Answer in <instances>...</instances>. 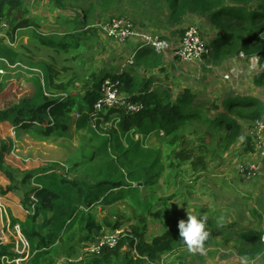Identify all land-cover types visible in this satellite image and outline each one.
I'll list each match as a JSON object with an SVG mask.
<instances>
[{
    "label": "trees",
    "instance_id": "16d2710c",
    "mask_svg": "<svg viewBox=\"0 0 264 264\" xmlns=\"http://www.w3.org/2000/svg\"><path fill=\"white\" fill-rule=\"evenodd\" d=\"M52 1L57 18H64L62 27L65 29L61 33L51 31L46 36L39 31L40 25L30 16V6L24 0H0V24L6 25V36L17 38L23 30L28 32L25 37L29 38L26 45L20 42L17 50L0 39V59L13 67L11 69L18 66L20 70L36 68L43 74L42 81L36 74L34 93L30 97L9 108L0 107V123H9L15 132L43 143L65 139L75 115V132L86 131L90 137L81 135L84 140L82 152L72 160L70 169L54 164L25 174L22 184L26 188L20 207L26 218L22 222L13 215L19 210L10 206L12 202L5 198L9 189L0 185L2 203L10 209V230L18 225L29 245L25 258L17 253L13 240L0 243V264H16V260H22L19 264H57L56 260L61 257L58 250L70 258L88 255L90 259L86 264H160L175 249L186 247L179 237L178 222L186 220L187 216L182 208L167 206L173 196L168 201L160 196L147 198L142 195V189L149 195L151 192L156 195L154 188L161 175L166 186L168 178L173 176L177 180L185 166L192 173L203 171L209 158L222 157L238 141L243 121L253 123L264 117V103L252 96H232L220 105L199 104L188 87L175 94L167 87L152 92L150 87L156 79L150 75L163 71V67L161 56L148 47L138 48L134 56L135 66L143 68L146 77L98 70L93 72L90 80L80 81L74 74L75 68L81 67L92 55L94 44L98 42L99 31L94 25L96 4L83 3V0ZM100 1L107 9L115 0ZM163 1L166 2L163 10L168 13V24L178 26L186 15H195L206 17L217 30L219 34L208 43V57L215 66L242 53L246 59L256 57L259 67L264 68V0ZM180 31L182 35L183 30ZM91 39L96 43L91 44ZM42 51L49 53L45 60L36 57ZM60 57L62 62H59ZM7 71L11 72L10 67L0 61V92L12 80L11 74L5 75ZM68 73L72 74L70 82L56 81L57 75ZM106 78L117 83V93L124 96L127 103L142 109L132 113L124 108H112L95 113L101 83ZM253 83L262 85L264 74L255 76ZM212 111L217 114L207 117ZM92 118L96 119L95 127L90 122ZM111 119L116 120V123L113 121L114 129H104L107 126L102 125ZM197 129H200V136ZM118 136L125 138L123 142ZM192 136L197 143H192ZM149 137L155 138L153 148L145 147ZM92 138L99 139L101 144L94 146ZM252 141L253 137H247L243 143L244 151L250 154L254 153ZM111 142L112 148H107ZM10 151V146L0 140V173L12 181L5 166V157ZM145 153L151 154V159ZM99 157H104L107 162L100 172L93 171L89 176L91 182L72 172L77 167H81V171L88 166L95 169L93 163ZM109 162L117 166L103 170ZM123 171L126 179L120 177ZM105 183L111 188L95 195L94 189ZM118 202L126 203L134 222L120 234L114 246L105 244L97 252H87L86 249L93 245V233L100 234L106 229L110 234L120 227L119 223L111 224L108 219L102 221L105 227L97 223L93 214L95 206ZM214 225L207 218L209 237L203 249L211 244ZM224 227L231 229L228 224ZM150 233L154 235L148 238ZM238 235L237 242L243 247V255L255 259L264 253L262 231L251 228ZM59 244L60 248H57ZM81 245L83 254L79 249ZM124 248L129 252L123 253ZM132 249L135 255L130 253Z\"/></svg>",
    "mask_w": 264,
    "mask_h": 264
},
{
    "label": "rangeland",
    "instance_id": "374dc122",
    "mask_svg": "<svg viewBox=\"0 0 264 264\" xmlns=\"http://www.w3.org/2000/svg\"><path fill=\"white\" fill-rule=\"evenodd\" d=\"M24 1L30 6V16L40 25L39 31L42 34L48 36L51 31L61 33L65 29L64 26V28L62 27L64 18H57V11H55L52 0ZM85 1H91L96 4L94 25L99 33L96 39L97 43L94 39H91V44L96 43V45L94 44L95 51H93L94 49L92 50V55L87 57L81 67L75 68L77 72L74 74L78 75L80 81L84 79L90 80L91 75L94 74L93 72L96 73L98 70H106L116 74L126 72L129 75L136 74L140 78L146 77L144 74L145 70L141 67H136L135 64L130 67L123 66L135 50V42L111 39L110 36H106L98 28L99 24L109 20L117 19L131 24L138 34L134 40H137L141 34L157 35L159 38L172 40L177 34H179V37L181 36L180 32L182 33V31L180 29L184 31L190 26L198 27V25L206 29L204 32L205 38H203L201 33L200 35L207 44L213 38H209V34L206 33H209V29L212 27L208 25L207 19H200L197 24L190 15H187L189 16V21L184 20L185 23L183 22L176 27L168 24L166 22L168 13L165 11L166 9L163 10L166 2L163 0H115L107 9L102 6L100 0H83V3ZM78 14H81V10H78ZM27 33V31H19L17 34L18 41H13L12 48L17 50L20 42L26 45L29 39L25 37ZM47 55H49L48 52L42 51L36 57L45 60ZM160 56L161 65L162 62L164 64L162 66L163 71L154 72L150 75L156 79L150 87L152 92L167 87L175 94L184 87H188L195 93L199 104L210 105L215 103L220 105L221 102L232 96H252L264 103V83L262 85L253 83L255 76L264 74V68L259 67L256 57L251 59L237 57L234 61L225 62L220 65L223 67L218 68V66L210 62L209 57L199 62H180L174 58L173 52L170 51L166 55ZM47 62H50V60H47ZM59 62H62L61 57ZM216 67L217 69L215 70ZM11 68L13 67L10 66L11 72L7 71L6 74L4 73L5 75L11 74L12 80L0 92V107L2 109L9 108L17 104L19 100L30 97L34 93L36 74H38L41 81L43 80V74L41 75L39 69L25 67L20 70L19 66L16 69ZM224 75H229V80H224ZM57 76L56 81L58 83L70 82L72 78L70 73ZM216 114L215 111H212L207 114V117L212 118ZM74 118L75 115H73L72 123L65 139H55L43 143L32 140L24 133L15 132L8 125L9 123H0V140L11 148L10 153L5 157V166L12 176V181H10L1 172L0 185L9 189V193L5 195V198L15 204L16 207L14 206V209L20 211L18 215L20 222L26 218L25 212L19 208L26 188L22 184L25 174L33 173L54 164L70 169L72 160H75L82 152L84 140L81 139V135L90 137L86 131L75 132L73 128ZM113 121L116 123L115 119H111L102 126H107L104 129L108 130L114 125ZM242 126L243 131L238 141L222 157L217 159L209 158L203 171L192 173L189 167L185 166L177 180H174L173 176L168 178L169 182L166 186L164 184L165 180L161 175L156 181L157 185L154 188L156 195H153L152 192L150 195L148 192L144 194V197L147 196V198L149 196H160L161 198H167V201L168 198L173 196V199L167 205L168 207L182 208L185 216H187V213L198 217L201 215L207 216L215 224L209 247L197 252H189L187 247L175 249L160 264H264V253L255 259L247 257L242 254L243 247L237 242L238 234L244 230L254 228L259 229L264 234V117L253 123L243 121ZM114 127L112 128L114 129ZM197 131L200 136V129H197ZM103 132L108 134L107 131ZM247 137H253V154L244 151L243 143ZM119 138L121 142L125 139L122 136ZM190 138L193 141L192 143H197L194 139L195 137L192 136ZM93 143L96 146L101 144V141L92 138L91 144ZM112 144L111 142L107 148H112ZM155 145L154 137H149L145 142V147L153 148ZM143 149L144 147L141 150ZM140 153L142 154V151ZM145 156L151 159V154L145 153ZM135 160H138V158ZM106 162L107 160L104 157H99L93 163L96 166L95 169L91 170V167L88 166L85 171H81V167H77L72 172L77 177L85 176V180L91 182L92 179L89 176L93 174L94 170L100 172ZM248 164L250 165L247 166ZM116 166V163L109 162L103 170ZM245 166L253 168V173L248 178L242 179L239 170ZM120 177L126 179L124 171L120 173ZM110 188V184H102L94 189V194L96 195ZM112 204L95 206L96 212L93 214L96 216L97 223L101 225H103L102 221L108 219L111 224L119 223L120 227L110 234L107 233L106 229H103L100 234L93 233L94 238L91 249H95L100 236L108 237L113 235L115 239H118L120 234L125 232L126 227L134 222L130 209L126 208V203L118 202L114 205ZM0 209L2 210L0 212V222H4V227L6 228L8 224H11L10 209L8 206L5 211H3V206H0ZM7 219H9V222ZM224 224L231 226V229L224 227ZM103 226L105 227V225ZM23 227L21 226L22 229H25ZM28 231L31 232V230ZM104 231L105 233H103ZM12 232L13 229L11 228V232L5 235L7 243L9 239L14 240ZM152 235L154 233H150L148 238ZM82 246L79 247V249H82L79 251L83 254L84 247L82 248ZM57 248H60V244L57 245ZM58 251L61 257L58 261L56 260L57 264H65L67 261L73 262V264H86V261L90 259V256L85 254L80 257L70 258L62 250ZM87 252L91 253L90 251ZM128 252V249H123V253ZM130 253L135 255L133 249ZM81 259L85 260V262L81 263ZM87 264H90V262Z\"/></svg>",
    "mask_w": 264,
    "mask_h": 264
},
{
    "label": "built area",
    "instance_id": "2783aa9c",
    "mask_svg": "<svg viewBox=\"0 0 264 264\" xmlns=\"http://www.w3.org/2000/svg\"><path fill=\"white\" fill-rule=\"evenodd\" d=\"M98 28L100 31L106 36H110L111 39H116L119 41L128 40L135 42V50L131 53L128 60L123 64L124 67H130L134 64V56L137 48L148 47L153 50L155 53L159 55H166L167 52H173L174 58H176L180 62H199L204 58H207L210 53V49L208 44L203 40L200 35V30L196 26L188 27L183 31V34L180 36L178 41L173 42L168 38H159L157 35H148L141 34L137 40H134L138 34L136 30L133 28L131 24L124 23L121 20L113 19L99 24ZM6 25L0 24V39H2L9 46L12 45L13 41L17 42L18 38L6 36ZM12 47V46H11ZM239 58L244 59V55L239 53ZM257 60V58H256ZM1 62L5 63L7 67H10L8 63L0 59ZM224 79H229V75H224ZM117 83H112L111 80L106 78L101 83V91H100V99L95 105V113H103L112 108H124L128 112H138L142 108L136 104L127 103L124 99V96H120L117 93L116 89ZM95 118L91 119V124L95 127ZM248 164L247 166H249ZM247 166L241 168L239 170V174L242 179L248 178L253 173V168H248ZM58 169H55L57 172ZM2 199L0 198V206L2 205ZM0 212L2 210L0 209ZM6 229V231H3ZM14 243L17 245V253L20 255H24L25 258L29 252V245L23 238L20 228L18 225L12 227ZM3 230L0 231V243H7L5 241V235L8 234L10 230V224L8 226L3 227ZM262 241H264V234L262 235ZM10 240V239H9ZM117 238L115 239L113 235L111 236H100L98 239V244L95 246V249H91L92 246L88 247L86 250L91 253L97 252L99 248L105 244L108 246H112L116 243ZM22 260H16V264H19Z\"/></svg>",
    "mask_w": 264,
    "mask_h": 264
},
{
    "label": "clouds",
    "instance_id": "9594fccd",
    "mask_svg": "<svg viewBox=\"0 0 264 264\" xmlns=\"http://www.w3.org/2000/svg\"><path fill=\"white\" fill-rule=\"evenodd\" d=\"M206 225L207 216L201 215L198 217L188 213L186 220L181 219L178 222L180 240L184 245H186L189 252L203 250L205 242L209 237V232L206 230Z\"/></svg>",
    "mask_w": 264,
    "mask_h": 264
},
{
    "label": "crops",
    "instance_id": "0c3cea01",
    "mask_svg": "<svg viewBox=\"0 0 264 264\" xmlns=\"http://www.w3.org/2000/svg\"><path fill=\"white\" fill-rule=\"evenodd\" d=\"M191 17H192V19L198 24L199 22H200V19H207L206 17H198V16H195V15H190ZM185 19V21H189V16H187L186 15V17H184ZM208 20V19H207ZM185 23V22H184ZM208 23H209V21H208ZM209 26H212L210 23L208 24ZM174 27H176V26H174ZM198 27L200 28V33H201V35L203 36V38H205L204 37V32L206 31V29L205 28H203V27H201L200 25H198ZM174 29H177V28H174ZM207 34H209V38L210 37H213V38H215L219 33L217 32V30H215V28L212 26L210 29H209V33L208 32H206ZM179 34H177L176 36H175V38H172V40L171 41H173V42H176V41H178V39L180 38L179 36H178ZM169 38H171V37H169ZM212 38V39H213ZM211 39V40H212ZM170 40V39H169ZM210 40V41H211ZM209 43V42H208ZM237 58V57H236ZM236 58H234V59H236ZM234 59H230V60H227V61H224L223 63H221L220 65H222V64H224L225 62H229V61H234ZM239 60V59H238ZM240 61H242V60H240ZM242 62H244V61H242ZM164 64H163V62H162V66H163ZM218 66V68H220V67H223V66ZM217 69V67L215 68V70ZM224 79V78H223ZM224 80H229V79H224ZM10 202V201H9ZM11 203V202H10ZM11 204H13V205H10V206H13L14 207V203H11ZM4 207H5V205H4ZM19 208H21L20 207V205H19ZM20 214V212L19 211H16V212H14L13 213V215H14V217H17L18 218V215ZM7 221L9 222V219H7ZM5 225H4V222H0V231H2V229H3V227H4ZM3 231H6V229L5 230H3ZM10 232V231H9Z\"/></svg>",
    "mask_w": 264,
    "mask_h": 264
},
{
    "label": "water",
    "instance_id": "95a60500",
    "mask_svg": "<svg viewBox=\"0 0 264 264\" xmlns=\"http://www.w3.org/2000/svg\"><path fill=\"white\" fill-rule=\"evenodd\" d=\"M146 193V191L144 189H142V195L144 196V194Z\"/></svg>",
    "mask_w": 264,
    "mask_h": 264
}]
</instances>
